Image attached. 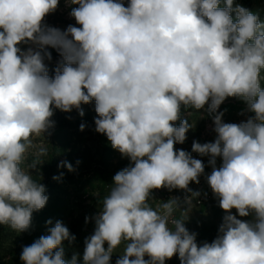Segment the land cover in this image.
Masks as SVG:
<instances>
[{"label":"clouds","instance_id":"1","mask_svg":"<svg viewBox=\"0 0 264 264\" xmlns=\"http://www.w3.org/2000/svg\"><path fill=\"white\" fill-rule=\"evenodd\" d=\"M58 3L0 0V225L26 231L33 211L48 201L44 185L21 164L36 147L32 137L54 126L53 106L83 116L81 104L94 100L95 131L134 166L113 177L94 234L85 240L84 264H110L122 242L116 264H165L175 254L180 264H264V21L234 0H130L127 7L117 0H70L79 5L71 15L81 27L61 31L42 24ZM29 41L58 50L63 63L54 77L44 63L50 53L17 46ZM227 97L246 101L255 116L235 124L222 122L219 113L215 142H193V152L211 157L207 181L228 213L220 235L198 245L186 219H172L169 227L177 200L157 210L149 196L152 189L199 183L203 162L174 150L192 125L174 122L182 105L199 110L211 101L215 113ZM46 154L39 146L36 155ZM233 208L240 217L254 214V222L238 219ZM49 233L24 247L21 260L78 264L76 255L63 258V241L75 239L69 229L57 221Z\"/></svg>","mask_w":264,"mask_h":264},{"label":"rangeland","instance_id":"2","mask_svg":"<svg viewBox=\"0 0 264 264\" xmlns=\"http://www.w3.org/2000/svg\"><path fill=\"white\" fill-rule=\"evenodd\" d=\"M75 7L79 5L71 4L70 0H59L56 10L46 15L42 24L61 31H65L69 25L81 27L71 15ZM232 16L235 19V13ZM17 46L22 51L31 48L33 51H41L42 55L45 52L50 53L51 59L47 56L44 58L50 77H54L56 69L63 63L58 50L50 46L40 49L31 41L22 42ZM261 87L264 88V73H261ZM210 103L211 101L197 112L186 111V107L181 106L180 119L174 122V126L178 127L181 121L186 120L192 127L186 133L184 143L174 145L192 147L193 142H215L217 133L214 116L219 113H223L222 122L235 124L246 122L255 116L248 110L247 102L239 97H227L215 113L209 112ZM81 109L83 116L79 114L78 109L64 112L53 106V116L50 119L54 126L44 136L32 137L36 147L28 150L21 167L31 174L33 180L44 185V194L48 201L44 208L33 211L31 225L26 231L17 232L7 225H0V264H25L20 258L23 248L41 236L49 235V228L54 227L57 221H61L69 229L70 235L75 237L72 241H63V258L71 260L73 255H76L78 264H84L85 240L94 234L96 217L102 212V201L113 185V177L117 172L134 166V163L112 148L105 134L95 131V119L98 118L95 101L81 104ZM82 124L83 130L80 128ZM41 145L47 149V154L37 156ZM218 158L219 168L222 165V157ZM65 162L72 165V171L64 166ZM33 163L36 164L35 168L31 167ZM149 204L152 207L151 197ZM227 214L219 206V198L214 194L209 204L202 208L181 210L177 219H186L184 226L190 234H195L197 244L202 245L204 242L211 243L220 235L219 228ZM231 214L245 222H254L255 219L252 213L240 217L235 208L231 210ZM49 220L52 221L51 224L47 223ZM106 246L107 242L104 244V247ZM124 246L125 243L122 242L112 253L110 264H116L121 258ZM144 258L149 259L148 256ZM165 264H180L178 254L166 259Z\"/></svg>","mask_w":264,"mask_h":264},{"label":"built area","instance_id":"3","mask_svg":"<svg viewBox=\"0 0 264 264\" xmlns=\"http://www.w3.org/2000/svg\"><path fill=\"white\" fill-rule=\"evenodd\" d=\"M174 150H184L191 154L195 159H200L204 164V172L198 177L199 183L190 182L188 190L160 188L152 189L150 196L152 198V207L159 210V206L170 199H176L178 207L174 208L172 216L170 217L169 227H174L171 224L172 219H177V215L181 210L188 208H202L209 204L212 200L214 193L208 184L207 177L213 171V166L209 163L211 157L209 155L201 156L200 154L193 152L190 145H174ZM219 166V158H216L215 167ZM100 215V214H99ZM108 245L105 247L107 249Z\"/></svg>","mask_w":264,"mask_h":264},{"label":"trees","instance_id":"4","mask_svg":"<svg viewBox=\"0 0 264 264\" xmlns=\"http://www.w3.org/2000/svg\"><path fill=\"white\" fill-rule=\"evenodd\" d=\"M119 2V1H118ZM124 5L128 6L130 0H123L122 2ZM234 4H240L246 9L257 13L261 21H264V0H234ZM223 6V4H221ZM233 14V13H232ZM261 73H264V70H261ZM200 110V109H199ZM192 107H186V111H199Z\"/></svg>","mask_w":264,"mask_h":264}]
</instances>
